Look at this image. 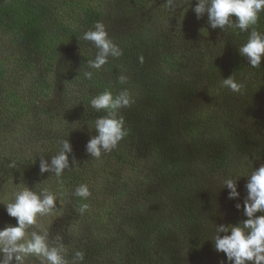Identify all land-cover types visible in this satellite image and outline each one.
I'll return each instance as SVG.
<instances>
[{
	"label": "trees",
	"instance_id": "1",
	"mask_svg": "<svg viewBox=\"0 0 264 264\" xmlns=\"http://www.w3.org/2000/svg\"><path fill=\"white\" fill-rule=\"evenodd\" d=\"M57 1L0 0V229L16 225L4 206L16 191L47 188L56 210L31 230L59 233L69 260L82 251L83 264H172L140 228L156 216L154 201L177 235L181 264H227L215 226L246 219L235 205L252 167L264 164V58L252 68L238 54L248 32L211 29L192 11L196 0H68L56 11ZM98 21L123 55L93 70L96 50L79 37ZM254 27L264 33V12ZM231 75L241 92L221 87ZM125 88L135 101L119 113L128 134L91 158L85 145L105 113L90 99ZM62 139L73 149L70 170L40 174V156L50 162ZM224 177L239 180L240 199H228ZM80 184L87 200L73 195Z\"/></svg>",
	"mask_w": 264,
	"mask_h": 264
},
{
	"label": "clouds",
	"instance_id": "2",
	"mask_svg": "<svg viewBox=\"0 0 264 264\" xmlns=\"http://www.w3.org/2000/svg\"><path fill=\"white\" fill-rule=\"evenodd\" d=\"M168 2L171 4L172 0ZM188 4H191V0ZM192 11L197 19L206 15L207 23L213 30L248 32L247 42L238 48V54L252 68L261 67L264 33L257 31L254 26L264 12V0H196ZM79 39L89 42L96 50L95 58L88 62L89 69L100 70L108 63L109 57L119 58L123 55L122 49L108 36L103 22H96L93 29L84 32ZM140 59L142 61V57ZM92 75V71L84 72L87 79H91ZM117 80L120 84L128 83L125 75H120ZM221 87L239 93L243 85L231 75L221 80ZM134 102L126 88L115 95L105 90L90 99L92 109L105 113L95 120L96 134L85 145V151L91 158L99 159L102 154L110 153L128 134L125 121L119 113ZM58 144L59 151L50 157V162L45 156H40V174L50 173L60 178L65 170H70L72 146L68 139H62ZM9 167L15 168V162ZM246 177V195L242 205H235L237 210L243 208L246 219L235 225L215 226L214 248L224 254L227 264H264V164L255 170L252 167L250 175ZM238 181L235 177H224L220 181L222 187L228 190L229 200L240 199ZM73 195L87 200L91 192L86 184H80ZM56 200V193L47 188L36 192L24 185L14 193V200L4 204L7 215L15 218L16 225L0 229V264H27L30 259L38 260L40 264H83L82 251H76L71 260L64 255L65 245L59 233L53 237L47 230H31L37 224L38 217L51 215L56 210ZM88 207L87 203L82 204L81 214Z\"/></svg>",
	"mask_w": 264,
	"mask_h": 264
},
{
	"label": "rangeland",
	"instance_id": "3",
	"mask_svg": "<svg viewBox=\"0 0 264 264\" xmlns=\"http://www.w3.org/2000/svg\"><path fill=\"white\" fill-rule=\"evenodd\" d=\"M67 1L68 0H58L55 6V10L58 11L57 9ZM69 1H73V0H69ZM216 32L213 34L215 40L218 42H222L223 44L228 37L226 38L224 35H217ZM219 49L220 47L214 46V51H219ZM73 120L75 121L76 118H74ZM148 203L151 206L152 210L155 212L156 216L154 217V219L147 218L144 222L145 224L140 225V228H144V231L148 232L146 233V235L151 234L150 232L155 234L153 235V239H154L153 249L155 250V252H157L159 255H164L165 257H167L169 262L172 264H181V262L183 263V261L185 260V255L182 249L175 245L177 235L175 234V232L165 228V223H164L165 218L161 217V214L156 209L155 202L152 201L151 203L149 201ZM72 215H74V213H72ZM57 228L62 229L63 227L58 226Z\"/></svg>",
	"mask_w": 264,
	"mask_h": 264
}]
</instances>
